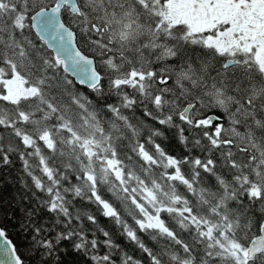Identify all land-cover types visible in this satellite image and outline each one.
Instances as JSON below:
<instances>
[{
  "label": "snow or ice",
  "instance_id": "1",
  "mask_svg": "<svg viewBox=\"0 0 264 264\" xmlns=\"http://www.w3.org/2000/svg\"><path fill=\"white\" fill-rule=\"evenodd\" d=\"M0 264H264V0H0Z\"/></svg>",
  "mask_w": 264,
  "mask_h": 264
},
{
  "label": "trees",
  "instance_id": "2",
  "mask_svg": "<svg viewBox=\"0 0 264 264\" xmlns=\"http://www.w3.org/2000/svg\"><path fill=\"white\" fill-rule=\"evenodd\" d=\"M17 242H19V241H17Z\"/></svg>",
  "mask_w": 264,
  "mask_h": 264
}]
</instances>
